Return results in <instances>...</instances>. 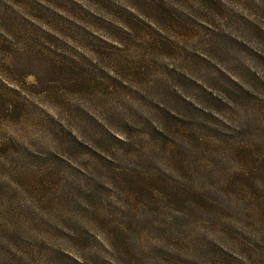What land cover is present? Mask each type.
Segmentation results:
<instances>
[{
	"label": "rangeland",
	"instance_id": "374dc122",
	"mask_svg": "<svg viewBox=\"0 0 264 264\" xmlns=\"http://www.w3.org/2000/svg\"><path fill=\"white\" fill-rule=\"evenodd\" d=\"M0 264H264V0H0Z\"/></svg>",
	"mask_w": 264,
	"mask_h": 264
},
{
	"label": "trees",
	"instance_id": "16d2710c",
	"mask_svg": "<svg viewBox=\"0 0 264 264\" xmlns=\"http://www.w3.org/2000/svg\"><path fill=\"white\" fill-rule=\"evenodd\" d=\"M143 5L145 6L146 9H148V6H150L149 3L148 4H145L144 3ZM162 18H164V17H162ZM179 34H182L183 35V33H179Z\"/></svg>",
	"mask_w": 264,
	"mask_h": 264
}]
</instances>
